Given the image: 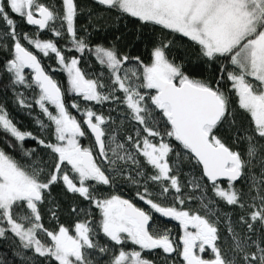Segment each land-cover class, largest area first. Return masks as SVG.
Here are the masks:
<instances>
[{
  "label": "snow or ice",
  "instance_id": "snow-or-ice-1",
  "mask_svg": "<svg viewBox=\"0 0 264 264\" xmlns=\"http://www.w3.org/2000/svg\"><path fill=\"white\" fill-rule=\"evenodd\" d=\"M0 133V264H264V0H0Z\"/></svg>",
  "mask_w": 264,
  "mask_h": 264
},
{
  "label": "trees",
  "instance_id": "trees-1",
  "mask_svg": "<svg viewBox=\"0 0 264 264\" xmlns=\"http://www.w3.org/2000/svg\"><path fill=\"white\" fill-rule=\"evenodd\" d=\"M52 2L58 4L59 0H52ZM18 23H19V27H20L21 30H23V31H31L32 30L31 27L27 26L23 22H20L19 20H18ZM77 23H78V26H79L80 24L87 23V21L85 20L84 17H79ZM44 35H45V37L49 36V34H47V33H45ZM101 39H102L101 35H97V34L93 35V43H96L98 40H101ZM61 43H63V41H61ZM142 52H144V49L141 47V48L137 49L136 51H134L132 54L135 55V54H139V53H142ZM89 60L93 63V65H95L94 59L89 57ZM44 63L47 66L48 62L46 60L44 61ZM53 63H54V61H53ZM53 75H54V78H56L62 84L66 85V77H65V75L63 73H53ZM9 112H10L12 118L15 121L19 122V127L21 129H23V130H31L34 133H38V128L34 126L33 120L27 114H25L21 110L16 109L14 107V105H12V104H9ZM31 143H32L31 141H27L26 142V144H28V145H30ZM0 147H6V145L4 144V140L2 139V133H0ZM116 191H118L125 198L133 199V202L137 203L138 206L146 207L145 205H143L142 202H139V201L134 199V194L131 191L130 186L129 187L118 188V189H116ZM155 218L157 219L158 223H160V225L162 227L163 226H167V227L172 228L173 232L176 234V237H178L179 231H178L177 227L172 226L169 221L160 220L157 217H155ZM5 251H8V254L11 255L9 250L5 249Z\"/></svg>",
  "mask_w": 264,
  "mask_h": 264
},
{
  "label": "flooded vegetation",
  "instance_id": "flooded-vegetation-1",
  "mask_svg": "<svg viewBox=\"0 0 264 264\" xmlns=\"http://www.w3.org/2000/svg\"><path fill=\"white\" fill-rule=\"evenodd\" d=\"M156 217L159 218L160 220H165L164 218L159 217L158 214H157ZM165 221H169L170 223H176V227L178 228V231H179V234H178V237H179L181 230H180V228H179V226H178V222L171 221V220H165ZM178 237H177V238H178Z\"/></svg>",
  "mask_w": 264,
  "mask_h": 264
},
{
  "label": "rangeland",
  "instance_id": "rangeland-1",
  "mask_svg": "<svg viewBox=\"0 0 264 264\" xmlns=\"http://www.w3.org/2000/svg\"><path fill=\"white\" fill-rule=\"evenodd\" d=\"M172 226L176 227V223H171Z\"/></svg>",
  "mask_w": 264,
  "mask_h": 264
},
{
  "label": "water",
  "instance_id": "water-1",
  "mask_svg": "<svg viewBox=\"0 0 264 264\" xmlns=\"http://www.w3.org/2000/svg\"><path fill=\"white\" fill-rule=\"evenodd\" d=\"M29 27H31L32 28V26H29ZM165 220H170V219H167V218H164Z\"/></svg>",
  "mask_w": 264,
  "mask_h": 264
}]
</instances>
